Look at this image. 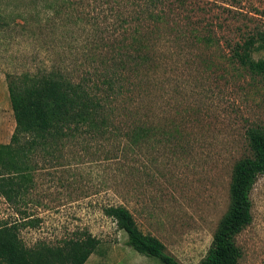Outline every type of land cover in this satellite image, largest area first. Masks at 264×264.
<instances>
[{
	"label": "rangeland",
	"instance_id": "obj_1",
	"mask_svg": "<svg viewBox=\"0 0 264 264\" xmlns=\"http://www.w3.org/2000/svg\"><path fill=\"white\" fill-rule=\"evenodd\" d=\"M50 1L54 9L45 7ZM71 1L0 0L1 85L8 73L18 77L59 67L77 79L95 65L101 70L86 60L88 24L83 18L74 22L91 0H77L79 6ZM186 3L193 11L178 14L179 22L184 24L186 14L184 26L194 24L203 34L211 24L217 44L189 39L176 49L164 37L158 41L149 118L163 128L174 125L178 135L168 141L151 137L127 154L114 137L87 139L85 148L63 139L62 145L56 141L28 154L27 187L11 203L0 198V219L32 220L18 229L25 246L53 245L87 231L98 244L83 264H161L127 246L125 233L103 214V206L120 204L139 230L155 236L180 264L204 256L228 207L233 164L251 154L246 131L264 133V76L234 69L220 54H227L225 41L264 27V0ZM263 57L264 50L251 52L254 60ZM249 199L251 220L234 236L240 251L236 264H264V173L256 177Z\"/></svg>",
	"mask_w": 264,
	"mask_h": 264
},
{
	"label": "trees",
	"instance_id": "obj_2",
	"mask_svg": "<svg viewBox=\"0 0 264 264\" xmlns=\"http://www.w3.org/2000/svg\"><path fill=\"white\" fill-rule=\"evenodd\" d=\"M80 2L70 4L83 5ZM88 2V9L83 10L82 17L75 16L74 22L83 18L88 24L86 60L99 63L101 70L95 65L91 71L83 70L77 79L59 67L18 77L5 75L14 120L9 141L0 143V198L7 203L27 187L30 177L26 158L37 148L55 146L56 141L62 145L63 139L85 148L87 139L114 137L123 141L121 148V142L116 143L127 154L145 147L151 137L168 141L178 135L174 125L163 128L149 118L155 82L150 80V73L160 65L158 41L164 37L176 49L183 42L191 43L189 39L207 47L217 44L211 24L204 26L203 34L194 24L184 26L189 18L186 14L184 24L179 22L178 14L193 11L191 6L187 9V0ZM55 6L52 1L45 3L49 9ZM116 31L118 35L113 36ZM225 43L227 54L220 57L228 59L232 68L250 76H264V57L251 58L252 51L264 50V27L254 26L240 34L239 40ZM156 86L161 89L162 84ZM246 137L251 154L233 164L228 207L207 251L195 264H236L240 255L234 236L251 220L249 191L256 177L264 173V133L250 127ZM102 212L125 233V244L135 252L161 264H180L155 236L139 230L127 208L106 205ZM25 225H33L27 216L10 222L0 219V264H83L98 244L95 236L82 231L53 245L38 241L25 246L18 236L19 227Z\"/></svg>",
	"mask_w": 264,
	"mask_h": 264
},
{
	"label": "crops",
	"instance_id": "obj_3",
	"mask_svg": "<svg viewBox=\"0 0 264 264\" xmlns=\"http://www.w3.org/2000/svg\"><path fill=\"white\" fill-rule=\"evenodd\" d=\"M8 93L5 85L0 84V143H7L14 126V120L9 118Z\"/></svg>",
	"mask_w": 264,
	"mask_h": 264
}]
</instances>
